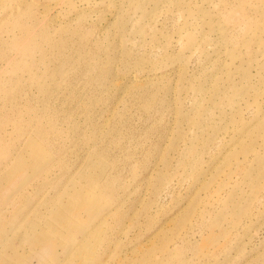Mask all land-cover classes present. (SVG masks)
<instances>
[{
	"label": "rangeland",
	"instance_id": "374dc122",
	"mask_svg": "<svg viewBox=\"0 0 264 264\" xmlns=\"http://www.w3.org/2000/svg\"><path fill=\"white\" fill-rule=\"evenodd\" d=\"M0 264H264V0H0Z\"/></svg>",
	"mask_w": 264,
	"mask_h": 264
}]
</instances>
